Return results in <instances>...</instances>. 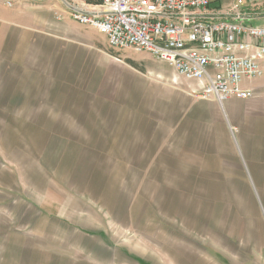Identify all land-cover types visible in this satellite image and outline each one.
<instances>
[{
    "label": "rangeland",
    "instance_id": "1",
    "mask_svg": "<svg viewBox=\"0 0 264 264\" xmlns=\"http://www.w3.org/2000/svg\"><path fill=\"white\" fill-rule=\"evenodd\" d=\"M65 1L0 0V264H264V86L199 98Z\"/></svg>",
    "mask_w": 264,
    "mask_h": 264
},
{
    "label": "built area",
    "instance_id": "2",
    "mask_svg": "<svg viewBox=\"0 0 264 264\" xmlns=\"http://www.w3.org/2000/svg\"><path fill=\"white\" fill-rule=\"evenodd\" d=\"M213 0L65 1L64 14L106 38L117 52L148 54L181 78L195 82L194 95L225 104L255 96L250 83L264 78V18L260 5L235 0L226 11ZM10 4V3H9ZM11 6V4H10ZM249 10V11H248Z\"/></svg>",
    "mask_w": 264,
    "mask_h": 264
},
{
    "label": "crops",
    "instance_id": "3",
    "mask_svg": "<svg viewBox=\"0 0 264 264\" xmlns=\"http://www.w3.org/2000/svg\"><path fill=\"white\" fill-rule=\"evenodd\" d=\"M235 0H213L212 2V8L216 9L217 11L223 12L226 11L229 6L231 5V3H233ZM245 5H247L248 7L252 4V3H258L260 6L257 7L255 10L256 11H264V0H244ZM249 11V10H248ZM255 22H260V24H254ZM248 24L251 25H257V26H264V18H259V19H253L250 20L249 22H247ZM197 86V85H196ZM250 86L255 90L258 89V87H263L264 86V78L261 79H257L253 82L250 83ZM196 88V87H195ZM256 93V92H255ZM233 100H237V99H233ZM232 101V100H231ZM230 102V101H229ZM228 103V102H227ZM124 253H126L124 251ZM127 258L129 257L130 259H132L134 262L138 263V264H142V259L139 257H136L134 255H130L129 253H127ZM128 262V260H127ZM131 262V261H129ZM133 263V262H132ZM135 264V263H134Z\"/></svg>",
    "mask_w": 264,
    "mask_h": 264
},
{
    "label": "trees",
    "instance_id": "4",
    "mask_svg": "<svg viewBox=\"0 0 264 264\" xmlns=\"http://www.w3.org/2000/svg\"><path fill=\"white\" fill-rule=\"evenodd\" d=\"M88 2H93V1H98V0H87ZM130 64H132V66H134L135 67V64L132 62V61H130Z\"/></svg>",
    "mask_w": 264,
    "mask_h": 264
}]
</instances>
